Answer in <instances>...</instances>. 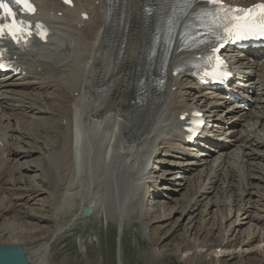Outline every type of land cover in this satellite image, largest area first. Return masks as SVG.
<instances>
[{
    "label": "bare ground",
    "instance_id": "1",
    "mask_svg": "<svg viewBox=\"0 0 264 264\" xmlns=\"http://www.w3.org/2000/svg\"><path fill=\"white\" fill-rule=\"evenodd\" d=\"M33 1L38 6L36 17L49 24L52 35L47 44L14 50L13 59L22 74L0 79V173L6 174L12 187L18 183L28 186L21 189L26 200L34 193L45 192L46 198L38 203L49 205L52 215L40 220L48 218L50 221H45L49 223L64 215L71 221L90 219L99 223L105 219L116 224L118 264H125L123 237L126 226L132 223L141 226L144 241L155 244V234H161L160 228L177 215L183 221L174 233L184 222L194 227L193 214L201 206L205 209L201 224L213 207L227 209L223 221L232 220L233 214L235 218V199L209 197L219 181L223 183L220 194L238 189L237 217L229 223V232L242 229L248 234L253 230H243L244 226L264 223L263 210L257 209L259 213L252 215V201L247 199L253 195L250 188L264 185V48L224 52L236 81L228 91H212L186 74L173 75L175 65L190 53L180 50L179 38L164 44L166 18L159 14L164 7L162 0H73L72 9L60 0ZM147 5L153 8L151 14L145 11ZM202 5L196 2V7ZM82 13L89 19L82 20ZM166 73V83L158 89L156 78ZM143 76L146 82L142 85ZM143 88L146 93L139 95ZM196 109L205 113L209 124L195 145H187L180 117ZM16 111L31 114L32 121L13 123ZM52 115L58 118L47 117ZM238 127L244 129L241 135ZM13 133L20 135L10 145ZM40 142H44L42 147ZM235 143L239 145L233 149ZM34 153L43 157L31 159ZM159 168L170 170L166 172L168 177L157 181L155 173L163 171ZM182 191L183 195L190 191L192 197L184 201L173 197L174 192ZM155 195L167 200L164 206L154 201ZM204 199L207 201L203 204ZM83 207H89L91 214L86 216ZM162 207L161 219L158 216L147 223ZM33 209L27 211L31 213L28 218H36ZM242 211L247 216L239 215ZM33 227L29 233H40L44 236L40 240L48 235L53 240L66 229L58 224L53 230ZM150 227L152 232L155 228L159 231L150 236ZM8 231L13 233L12 229ZM257 231L263 234L256 230L242 243L251 244ZM227 242L223 240L221 246ZM50 244L45 242L43 248L47 250ZM188 244L196 249L197 243ZM155 246L146 264L169 255ZM198 247L205 248V253L213 250L207 244ZM263 248L259 245L251 252ZM41 249L37 246L34 254ZM194 259L187 254L180 262L194 264ZM36 264L46 262L39 257Z\"/></svg>",
    "mask_w": 264,
    "mask_h": 264
},
{
    "label": "rangeland",
    "instance_id": "2",
    "mask_svg": "<svg viewBox=\"0 0 264 264\" xmlns=\"http://www.w3.org/2000/svg\"><path fill=\"white\" fill-rule=\"evenodd\" d=\"M21 113L22 112L20 111H16L14 113V115L12 116V119L14 120L13 123L14 122L16 123L18 121L16 124H21L24 123L25 121H32L33 118L31 114L23 115ZM55 114H59L58 111H56ZM47 117L50 119L58 118L55 115L47 116ZM0 122L3 123L1 119ZM237 130L239 131L238 135H241L240 131H243L244 129L243 127H238ZM17 134L20 135L19 133ZM12 135L14 138H11L9 140L10 145H12V143L17 142L16 137L18 135H16V133H13ZM43 143L44 142H40L39 145L42 147ZM237 145H239V143H235L233 149H235ZM33 156L34 157H32L31 159H38L40 157H43L41 156L40 153H34ZM20 161H24V160L21 159ZM10 166L13 167V164ZM156 166L160 167V165H156ZM159 169L163 170L162 168ZM169 170L170 169H166L161 172H156L155 175L157 177V181L158 179L162 180L168 177L167 176L168 174H166V172H169ZM252 173L255 174V172ZM5 175L6 174H3L0 177L1 179L0 180V215L2 216V218H0V245L10 244L8 243L10 240H15L19 242L21 241L22 243H18V244L19 245L21 244V246L24 248L27 257L30 259L32 264L38 263L39 257L43 258L46 264H118L119 234L116 224L114 223L112 224L111 222L107 223V220L105 219H103L99 223L96 222L93 223V221L90 219H78L75 221H71L64 215H63L64 217L61 216L57 220L54 218L52 219V222L48 223L47 221H50L48 220V218L52 215V208H50L49 205L38 203V201L46 198L45 192L34 193L33 194L34 197H31L29 200H26L25 198H22L23 191L21 189H25L28 186L20 185L18 183L17 186L16 184H14L15 187L14 188L10 184H8L7 182L8 179L5 178ZM30 175H33V173H31ZM234 182L235 181H233V184L234 186H236L237 182L235 183ZM219 183L218 182L216 183V188L213 189L212 192L213 194L212 193L209 194V197L212 200H214L215 196H220V199H222L221 201H223V199L224 200L235 199L236 202L233 208V210L235 211V218L233 217L234 216L233 214L230 217L232 218V220L223 221L222 217H224V215L227 216L228 213L227 209L225 207L223 208L213 207L208 217L206 218L207 221L201 224L199 223V219L201 218L202 211L205 210L203 206H201L193 214L195 218L193 222V224L195 225L194 227L192 225H187V223L184 222L182 228L181 229L178 228L179 230L176 233H174V231L183 221V218L179 219V215L175 216L169 223L164 224L163 226L164 229L160 228L161 234L158 233L155 234L156 231L157 232L159 231L158 228H155L156 231L152 232L153 228L150 227L149 229L150 236H153L155 234L154 237L155 244L154 243L150 244L148 241L143 240L140 230L141 226L138 223H132L131 225H127L123 237V247H122L124 263L146 264L145 262L149 261L150 259L149 257L151 250L156 245L155 248H157V250L165 251L169 255H167L162 260L152 262V264H183L182 261L180 262V259L185 258L187 254L195 258L194 264H219L220 260L223 261V264H264V248L262 249V251H258L259 253L251 252L253 250H257L256 247L259 245H262V247L264 246V242H263L264 223L260 224V223L252 222L254 225L253 227H249V224L244 226L243 230L252 228L251 230H253V232H255L256 230H261L263 232L262 234L259 231H257L256 238L254 239V241L251 242V244H245L246 243L245 240L250 238L251 234H253L252 231H248L250 232L248 234L243 233L242 229L240 230L241 232L238 229L235 232L232 231L229 232L230 231L229 223L234 222L237 217L236 205L238 203L237 201L238 189L236 187H233L231 192H227L228 194L226 193L220 194L218 190L220 189V186L223 183L220 184ZM45 188L46 187H44V190ZM250 189L253 195L247 197V199H250L252 201V206H253V209H251L252 215L253 213L256 214L259 213L257 209L263 210L262 215H264V185H262L261 188L252 187ZM62 192H63V186L59 187V193L61 194ZM150 193H153V191H150ZM183 193H185V191H182L181 194L178 192L177 193L174 192L172 195L175 194L173 197L175 199H182L181 201L189 200L192 197L190 191L188 192L186 191L187 194L184 195ZM257 194L259 195V197ZM154 201L158 202L160 206L164 204V201L167 202V200H165L164 198H160L156 195ZM206 201L207 199L206 200L204 199L202 203L204 204ZM171 204L173 205V202ZM33 208H36L35 219L28 218V216H30L31 213L27 211H30L31 209L35 210ZM162 209L159 208L158 209L159 211H154V214H152V216L149 217L146 222L149 223L152 220L154 221L158 219V216L160 218L162 216L161 212L162 213L164 212V209L163 210ZM153 210H155V208H153ZM243 213L244 211H242L239 215L243 216ZM247 214L244 216H247ZM42 216L48 217L45 219L47 221L40 220V217ZM205 217L206 216L204 215L203 218ZM27 220L28 221L32 220V222L27 223ZM34 224L40 225L42 227L46 226L48 227V230L49 228L53 230L54 227L57 226V224L58 226H63L66 229L63 231L62 234L54 237L53 240H52V235H48L46 239L40 240L39 238L44 237L43 235H40V233L36 235H31L29 233L30 232L29 230L31 228H34L33 227L35 226ZM184 227H186L185 230ZM259 227L261 229H259ZM11 229L13 230L12 234L8 233L9 232L8 230ZM227 233H231V234H227ZM165 235L167 236L165 237ZM29 236H31V238ZM35 238L38 240H36ZM33 239L36 242H32ZM46 240L51 242L47 250L43 248V244L47 242ZM223 240H225V242L228 241L227 244L226 243L223 244V246L225 247L221 246V242ZM243 240L245 241V243H242L244 242ZM188 241L193 242L195 245L197 243L196 249L195 248L191 249L190 244H188ZM201 243L204 245L205 244L211 245L213 250H211L208 253H205L204 252L205 248L198 247V245ZM37 246L38 247L41 246L43 249V250L41 249V253L39 252L38 255L34 254L35 253L34 251L37 249ZM244 250L245 251L247 250V253H245Z\"/></svg>",
    "mask_w": 264,
    "mask_h": 264
},
{
    "label": "snow or ice",
    "instance_id": "3",
    "mask_svg": "<svg viewBox=\"0 0 264 264\" xmlns=\"http://www.w3.org/2000/svg\"><path fill=\"white\" fill-rule=\"evenodd\" d=\"M65 2L70 3V0H65ZM213 2H216V0H213ZM12 3L16 5H23V7L29 12L35 11V8L29 3V0H12ZM257 7L264 10V5H258ZM0 9L4 10L2 18L10 21L7 24H0V37L4 36L7 31V35L19 43L25 31L30 29L31 26L22 19H16V13L9 6L6 0H0ZM247 11L250 13L252 10ZM259 34L264 35V25H261Z\"/></svg>",
    "mask_w": 264,
    "mask_h": 264
},
{
    "label": "water",
    "instance_id": "4",
    "mask_svg": "<svg viewBox=\"0 0 264 264\" xmlns=\"http://www.w3.org/2000/svg\"><path fill=\"white\" fill-rule=\"evenodd\" d=\"M82 212L88 216L92 210L89 207H83ZM0 264H32L28 259L24 248L19 244H1L0 245Z\"/></svg>",
    "mask_w": 264,
    "mask_h": 264
}]
</instances>
